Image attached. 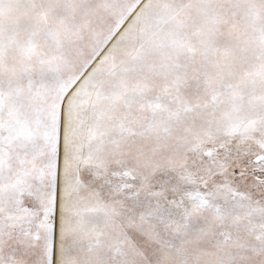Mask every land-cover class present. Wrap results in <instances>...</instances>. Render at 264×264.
<instances>
[{"label":"snow or ice","instance_id":"6c2138e0","mask_svg":"<svg viewBox=\"0 0 264 264\" xmlns=\"http://www.w3.org/2000/svg\"><path fill=\"white\" fill-rule=\"evenodd\" d=\"M0 264H264V0H0Z\"/></svg>","mask_w":264,"mask_h":264}]
</instances>
